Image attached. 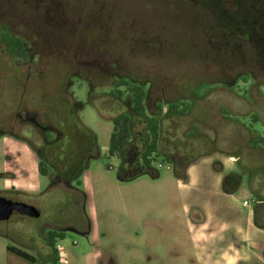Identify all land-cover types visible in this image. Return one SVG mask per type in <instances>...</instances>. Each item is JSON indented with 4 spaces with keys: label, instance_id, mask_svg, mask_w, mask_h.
I'll return each mask as SVG.
<instances>
[{
    "label": "rangeland",
    "instance_id": "rangeland-1",
    "mask_svg": "<svg viewBox=\"0 0 264 264\" xmlns=\"http://www.w3.org/2000/svg\"><path fill=\"white\" fill-rule=\"evenodd\" d=\"M247 4L0 0V24L26 39L29 54L10 58L0 38V195L40 211L0 220V264H199L189 233L198 223L193 206L219 200L182 189L174 164L159 154L152 162L158 178H117L120 158L108 154L113 124L107 118L125 107L102 94L113 76L151 81L149 112L160 99L188 97L186 113L161 120L162 154L194 164L199 182L218 176L222 186L231 172L241 176L254 193L234 199L237 211L243 200L254 206L264 198V66L248 50L260 39H243V21L227 32L216 25L243 18ZM90 89L103 118L88 103ZM75 117L96 134L98 156L79 186L54 174L51 182L38 171L42 160L50 172L54 159L42 142L49 126L62 130ZM133 127L135 150L144 149V124ZM127 158L138 171L139 154L132 150Z\"/></svg>",
    "mask_w": 264,
    "mask_h": 264
},
{
    "label": "trees",
    "instance_id": "trees-1",
    "mask_svg": "<svg viewBox=\"0 0 264 264\" xmlns=\"http://www.w3.org/2000/svg\"><path fill=\"white\" fill-rule=\"evenodd\" d=\"M248 2L249 4H247L246 8L243 7V18L240 16L234 21L227 19L225 22L216 25H221V32H227L236 28V25L243 21V39L246 40L248 38L250 40L257 36L260 39L259 43L257 42V46H253L252 50L250 48L248 50L250 52L249 56L252 59L253 54L257 57L256 60L253 59L255 65L258 68H262L260 66H264V53L259 49L264 44V0H248ZM0 38L10 58L29 59V54L25 49L26 39L12 33L4 23L0 24ZM113 77L116 82L114 81L105 86V88L103 87L106 91L102 92V88L98 87L95 93L97 94L100 90L102 94L104 93L125 107L117 115L109 119L107 118L113 124V130L109 137L108 154L120 158L117 178L120 181H130L142 174H147L153 179L158 178L159 170L153 166L152 162L155 160L156 155L159 154L174 164L173 172L175 177L185 180L189 161L186 163L176 162L171 155H163L159 147V141L161 136V120L165 116L172 114L186 113L191 105L188 102L189 98L180 97L174 101L167 102L160 99L155 104V111L149 112L147 98L151 88V81L147 79L141 81L135 80L127 76ZM193 89L195 90L196 86L190 88V91H192L190 92L191 95H194ZM209 89L211 88L207 87L203 93ZM91 96L95 97L94 92L91 93L90 89L88 103L93 105L102 117L100 113L101 109L92 102L93 98ZM164 106L166 109L163 113ZM138 120L144 124V128L140 132L141 138L144 140V149L135 150L137 149V145H133L132 141L134 138L133 126ZM74 121H76L75 124L69 123L68 126H60L63 131V137L51 149L52 152L54 151V159L49 166L50 172L46 173V166L42 160L38 163V171L41 175L48 177L54 174L66 181H75L76 186H79L81 184L79 180L80 175L88 167L89 161L98 156L99 149L96 134L89 127L78 121L77 117H75ZM132 150L136 151L140 156L138 171L134 173L127 167L128 161L126 160L128 159L127 155ZM130 172L132 173L129 174ZM233 182L236 183L235 186H238L239 175L231 172L224 180L223 190L228 193L233 192L234 189L229 188L230 183L232 184ZM257 200L264 201V198ZM255 224L264 228L257 219H255ZM53 235H49L51 243H53Z\"/></svg>",
    "mask_w": 264,
    "mask_h": 264
},
{
    "label": "crops",
    "instance_id": "crops-1",
    "mask_svg": "<svg viewBox=\"0 0 264 264\" xmlns=\"http://www.w3.org/2000/svg\"><path fill=\"white\" fill-rule=\"evenodd\" d=\"M231 158L235 160L234 157ZM194 170V164H188L186 179H177V184L182 189L190 187L198 190V195L204 199L219 200L213 205L199 203L193 206L199 214L198 223L191 225L189 233L196 249L198 263L264 264V228L255 224L257 219L264 226V215L262 221L259 220L260 212H264V201L256 200L254 206L242 202L243 210L237 211L232 208L234 199L248 196L250 192L254 193L253 189L247 191L243 186L241 176L238 186H235L234 182L230 183L229 188L234 190L228 193L223 190L220 177L215 176L213 179L199 182L195 178ZM210 181L214 182L213 186L209 185ZM212 215L215 219L209 218Z\"/></svg>",
    "mask_w": 264,
    "mask_h": 264
},
{
    "label": "water",
    "instance_id": "water-1",
    "mask_svg": "<svg viewBox=\"0 0 264 264\" xmlns=\"http://www.w3.org/2000/svg\"><path fill=\"white\" fill-rule=\"evenodd\" d=\"M13 212L30 217H38L40 215V211L32 205L18 199L0 196V220L8 219Z\"/></svg>",
    "mask_w": 264,
    "mask_h": 264
},
{
    "label": "flooded vegetation",
    "instance_id": "flooded-vegetation-1",
    "mask_svg": "<svg viewBox=\"0 0 264 264\" xmlns=\"http://www.w3.org/2000/svg\"><path fill=\"white\" fill-rule=\"evenodd\" d=\"M52 123V122H51ZM51 129L50 134H48L49 136L47 138H49L48 141L45 140L42 142V150L46 151H52L51 149L60 141V139L63 137V131L60 130L59 128H55L53 125L49 126ZM127 167L129 168V170L134 169L135 167H133V163L130 161L127 164ZM52 176V175H51ZM51 176H47L48 179L52 182ZM66 181V180H64ZM1 196V195H0ZM7 198H11V197H7ZM11 199H16V198H11ZM19 214V213H18Z\"/></svg>",
    "mask_w": 264,
    "mask_h": 264
},
{
    "label": "built area",
    "instance_id": "built-area-1",
    "mask_svg": "<svg viewBox=\"0 0 264 264\" xmlns=\"http://www.w3.org/2000/svg\"><path fill=\"white\" fill-rule=\"evenodd\" d=\"M243 203L244 204H249V202L247 200H244Z\"/></svg>",
    "mask_w": 264,
    "mask_h": 264
}]
</instances>
